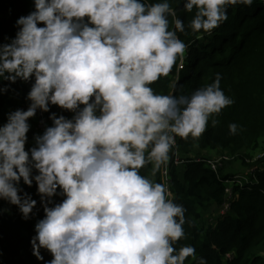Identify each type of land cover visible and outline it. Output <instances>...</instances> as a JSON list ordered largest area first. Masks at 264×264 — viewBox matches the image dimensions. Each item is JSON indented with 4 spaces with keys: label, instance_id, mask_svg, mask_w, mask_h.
I'll return each instance as SVG.
<instances>
[{
    "label": "clouds",
    "instance_id": "obj_1",
    "mask_svg": "<svg viewBox=\"0 0 264 264\" xmlns=\"http://www.w3.org/2000/svg\"><path fill=\"white\" fill-rule=\"evenodd\" d=\"M252 4L185 0L183 9H195L188 26L200 34L226 21L229 6ZM34 6L17 19L11 42L0 44V79L34 80L27 110L9 112L0 126V199L28 220L37 200L21 181L35 182L45 213L30 239L32 254L43 261L41 249L50 252L45 264L196 260L193 246H174L185 235L184 207L140 170L150 164L152 177L166 170L177 137L199 139L209 117L234 103L220 74L190 96L151 87L188 47L169 0H34ZM52 105L74 115L51 112L52 125L26 149L30 118ZM228 128L237 133L236 123ZM57 196L64 198L56 202ZM197 264L207 262L200 257Z\"/></svg>",
    "mask_w": 264,
    "mask_h": 264
},
{
    "label": "trees",
    "instance_id": "obj_2",
    "mask_svg": "<svg viewBox=\"0 0 264 264\" xmlns=\"http://www.w3.org/2000/svg\"><path fill=\"white\" fill-rule=\"evenodd\" d=\"M169 3L184 22L185 31L177 35L188 47L183 60H177L169 76L161 77L151 87L158 94L190 96L196 89L211 84L219 73L221 89L234 101L209 117L206 131L199 139L176 138L169 161L171 199L185 209V235L174 246L179 249L191 245L196 249V260L189 257L185 264H197L200 257L207 264H264V155L256 161L251 182L242 186L232 183L234 197L228 199L226 188L235 175L225 174L220 168L216 172L207 163L209 157L201 154L204 150H217L222 155L245 159L259 149L264 151V0H253L251 6H229L226 21L211 33L200 34L188 26L195 9L185 11V0H169ZM34 10V0H0V44L10 43L18 31L17 19ZM169 20L170 29H174L173 18ZM33 82L0 79V88L10 85L7 92H0V126L7 122L9 112L18 108L27 110L31 103L27 93ZM51 112L67 118L74 115L52 105L45 112L51 125ZM231 123L238 126L235 135L229 132ZM37 131L36 126L30 128L26 149L31 147ZM243 151L247 154H241ZM176 155L182 162H175ZM162 170L163 167L152 177L149 164L140 174L163 184ZM21 184L37 200L35 214L25 220L16 205L0 199V264H45L52 259L51 253L41 249L44 260H38L30 244L36 222L45 215L37 185L34 182L29 187L23 181ZM63 198L57 196L55 200L61 202ZM227 201L230 206L223 213ZM207 215L214 218L211 223L206 221ZM228 254H232L231 259L227 258Z\"/></svg>",
    "mask_w": 264,
    "mask_h": 264
},
{
    "label": "rangeland",
    "instance_id": "obj_3",
    "mask_svg": "<svg viewBox=\"0 0 264 264\" xmlns=\"http://www.w3.org/2000/svg\"><path fill=\"white\" fill-rule=\"evenodd\" d=\"M34 119L31 118L30 119V125L31 127H35L34 124ZM36 134H40L39 132H37ZM31 147L34 145L35 141L34 138L31 140ZM30 147V148H31ZM247 154V152L243 151L241 154ZM264 151L262 152L261 149L257 150L254 154H252L251 156L246 155L245 159L244 158H235L233 155L228 154L231 159L227 160L223 163V165L220 167V169H222V171L225 174H229V175H239L240 177V181L243 184H248L247 182H249V180L251 179V175L253 174L254 170L257 167L256 161L258 160V158L260 157L261 154H263ZM201 154L208 156L209 159L211 158H217L219 156H222V153H220L219 151H207L204 150L201 152ZM249 159V160H248ZM174 166H176L177 168L179 167L177 164L174 163ZM171 168V165H169V170ZM170 174V171H169ZM208 220H206L207 222L211 223L212 222V218L210 215H207Z\"/></svg>",
    "mask_w": 264,
    "mask_h": 264
},
{
    "label": "built area",
    "instance_id": "obj_4",
    "mask_svg": "<svg viewBox=\"0 0 264 264\" xmlns=\"http://www.w3.org/2000/svg\"><path fill=\"white\" fill-rule=\"evenodd\" d=\"M35 121V126L38 128V131L40 134H43L46 126H51L50 122L46 119L45 117V112L44 111H41L39 110L38 113L32 117ZM263 154H261L260 156H263ZM231 157L229 155H222V156H219L217 158H210L207 160V163L209 164V166L215 170L216 172L218 171V169L223 165V163L227 160H230ZM249 160V159H248ZM175 162L176 163H179V162H182V160L179 158L178 155H176L175 157ZM169 163H168V166H167V169L165 170L163 168L162 170V174H163V184L166 186V188L168 189V192H169V198H172L173 197V193H172V190H171V180H170V174H169ZM242 179V178H241ZM240 177L239 175H235L233 177V179H231L229 182V185L227 186L226 188V194H227V197L228 199H232L234 197V194H233V191H232V183H237L239 185H244L240 180ZM251 181L249 180V182L247 183H250ZM230 206V203L227 201L224 205V207L222 208V212L224 213L226 210H228ZM227 258H232V254H228L227 255Z\"/></svg>",
    "mask_w": 264,
    "mask_h": 264
},
{
    "label": "crops",
    "instance_id": "obj_5",
    "mask_svg": "<svg viewBox=\"0 0 264 264\" xmlns=\"http://www.w3.org/2000/svg\"><path fill=\"white\" fill-rule=\"evenodd\" d=\"M214 211V210H213ZM261 250H263V249H261ZM263 252V254H264V251H262Z\"/></svg>",
    "mask_w": 264,
    "mask_h": 264
}]
</instances>
